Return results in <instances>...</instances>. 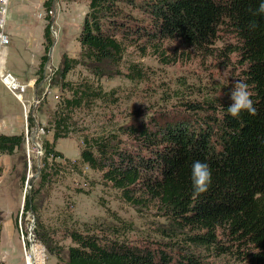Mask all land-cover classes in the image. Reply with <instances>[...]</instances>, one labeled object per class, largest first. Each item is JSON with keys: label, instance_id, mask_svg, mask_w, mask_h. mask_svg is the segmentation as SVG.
Returning a JSON list of instances; mask_svg holds the SVG:
<instances>
[{"label": "trees", "instance_id": "1", "mask_svg": "<svg viewBox=\"0 0 264 264\" xmlns=\"http://www.w3.org/2000/svg\"><path fill=\"white\" fill-rule=\"evenodd\" d=\"M55 1L45 0L42 7L48 11ZM85 1L79 59L63 55L55 71L60 94L49 120L52 142L42 145L39 187L49 184L52 171L59 172L56 158L75 170L77 164L86 165L128 199L134 201L137 194L142 204L153 202L167 222L156 236L166 242L133 245L102 231H82L69 215L57 228L45 226L36 194L24 195L21 215L30 212L35 217L36 237L57 259L58 236L69 238L64 264H213L210 258L227 259L223 264H264V14L256 11L260 0ZM220 33L233 40L229 48L243 66L241 77L254 93L257 115L243 112L233 118L227 111L231 101L226 100L207 101L205 106L186 102L189 113L184 117L165 112L81 135L78 161L64 159L55 150L58 139L76 131L72 112L117 102L114 90L104 91L99 82L110 68H119L126 41L135 37L133 43L142 40L158 47L176 39L195 51H206ZM43 40L40 72L52 47L50 23L43 29ZM80 64L92 78L65 80ZM130 67L131 75L139 76L141 71ZM26 121L30 129L32 117ZM23 141L24 134H0V155L13 154ZM195 161L207 163L212 171L209 190L199 196L193 195ZM1 230L0 213V234Z\"/></svg>", "mask_w": 264, "mask_h": 264}, {"label": "rangeland", "instance_id": "2", "mask_svg": "<svg viewBox=\"0 0 264 264\" xmlns=\"http://www.w3.org/2000/svg\"><path fill=\"white\" fill-rule=\"evenodd\" d=\"M39 2L25 0L14 4L11 1L9 12L12 9L17 15L28 14L30 21L24 24L14 23V20L8 22L7 30L13 34H9V45L3 49L1 57L4 71L17 76L20 83L32 80L34 84L26 89L22 104L0 83V134H24L20 149L11 155H0V264H26L24 255L30 246L27 238L31 240V236L45 249L43 264H64L67 260L68 237L64 235L61 239L58 236L57 247L61 254L57 259L54 252L36 237L35 217L30 212L21 215L26 194H36L35 203L41 211L39 219L45 226L57 228L60 219L66 220L69 215L82 231L86 228L102 231L133 245L150 246L154 241L165 243L166 240L156 233L167 227V222L159 216L153 202L142 204L137 194H134L135 202L128 199L104 180L100 172L86 165L77 164L75 170L56 158L59 172L52 171L49 184L42 189L39 187L42 145L44 141L52 142L49 120L60 94V77L55 71L63 55L79 59L78 36L87 11L85 0H56L48 10L54 15L48 16L49 21L46 18L48 11ZM128 11L137 18L142 17L135 11ZM48 23L52 47L47 54L48 62L40 72L39 62L44 55L43 29ZM133 40L125 42L119 68H110V74L99 82L104 91L114 90L117 102L96 104L91 111L72 112L71 124L76 131L55 142V150L64 159L79 160L81 135L98 134L118 124L153 115L160 117L165 112L187 116L186 102L205 106L207 101H230L228 94L234 82L242 80L243 66L229 48L233 40L223 33L206 51H195L176 39L160 42L158 47L146 46L142 40L133 43ZM130 65L141 71L139 76L131 75ZM78 78H92L83 64L75 67L65 80L75 82ZM34 96L39 103L33 104ZM29 115L33 120L30 129L26 126ZM11 223L13 243L8 239ZM204 255L210 257L208 252ZM210 261L223 264L227 259L210 258ZM36 262L42 264L37 258Z\"/></svg>", "mask_w": 264, "mask_h": 264}, {"label": "clouds", "instance_id": "3", "mask_svg": "<svg viewBox=\"0 0 264 264\" xmlns=\"http://www.w3.org/2000/svg\"><path fill=\"white\" fill-rule=\"evenodd\" d=\"M258 14H264V0H260L257 8ZM255 27V25H253ZM250 85L243 80L235 81L228 97L231 103L227 111L233 118H239L241 113L247 112L249 115L258 114V109L254 104ZM193 195L199 196L206 193L212 183V171L210 166L202 161H195L192 164Z\"/></svg>", "mask_w": 264, "mask_h": 264}, {"label": "built area", "instance_id": "4", "mask_svg": "<svg viewBox=\"0 0 264 264\" xmlns=\"http://www.w3.org/2000/svg\"><path fill=\"white\" fill-rule=\"evenodd\" d=\"M12 0H0V83L10 92L12 97L23 104V94L25 93L28 87H32L34 81L30 80L26 83H20L18 78L10 72L4 71L2 66V59L3 56V49L9 45V33L7 30L8 24V13H9V4ZM47 16H52L53 11H48ZM54 16V15H53ZM38 17L41 18L42 14L39 13ZM33 104L39 103V99L34 96L33 97ZM30 233V232H29ZM21 236L23 238L22 229H21ZM31 240L27 238L30 242V246L28 249V253L25 252V263L31 262L32 254H34L38 260V263H42L45 259V249L44 247L37 242V240L31 236Z\"/></svg>", "mask_w": 264, "mask_h": 264}, {"label": "crops", "instance_id": "5", "mask_svg": "<svg viewBox=\"0 0 264 264\" xmlns=\"http://www.w3.org/2000/svg\"><path fill=\"white\" fill-rule=\"evenodd\" d=\"M14 1V4L16 3V2H19V1H21V2H25V0H12V2ZM45 0H40V4H42L43 2H44ZM16 11H13L12 9H11V11L9 12V19H8V22H12L13 20H14V23H19V24H24V23H27L28 21H30L29 20V17H30V15H28V14H20V15H17L16 13H15ZM31 19V18H30ZM7 26H8V24H7ZM9 32V34L10 35H12L13 33H12V31H8ZM3 69H4V64H3ZM8 71V70H7ZM17 77V76H16ZM11 225H12V223L9 225V228H10V233H9V237H8V239H9V241H10V243H13L14 242V240H13V233L11 232V229H12V227H11ZM1 238H2V234H1V237H0V244H1ZM0 247H1V245H0Z\"/></svg>", "mask_w": 264, "mask_h": 264}, {"label": "bare ground", "instance_id": "6", "mask_svg": "<svg viewBox=\"0 0 264 264\" xmlns=\"http://www.w3.org/2000/svg\"><path fill=\"white\" fill-rule=\"evenodd\" d=\"M9 233H10V231H9ZM31 259H32L31 262H28V263L26 262V264H37V262H36V256L34 254H32V258Z\"/></svg>", "mask_w": 264, "mask_h": 264}]
</instances>
